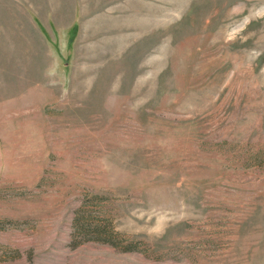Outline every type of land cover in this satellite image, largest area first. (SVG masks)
Here are the masks:
<instances>
[{"label": "rangeland", "instance_id": "obj_1", "mask_svg": "<svg viewBox=\"0 0 264 264\" xmlns=\"http://www.w3.org/2000/svg\"><path fill=\"white\" fill-rule=\"evenodd\" d=\"M0 264H264V0H0Z\"/></svg>", "mask_w": 264, "mask_h": 264}, {"label": "trees", "instance_id": "obj_2", "mask_svg": "<svg viewBox=\"0 0 264 264\" xmlns=\"http://www.w3.org/2000/svg\"><path fill=\"white\" fill-rule=\"evenodd\" d=\"M106 242H109V241H107V240H105ZM110 243V242H109ZM127 250H130V249H127Z\"/></svg>", "mask_w": 264, "mask_h": 264}]
</instances>
